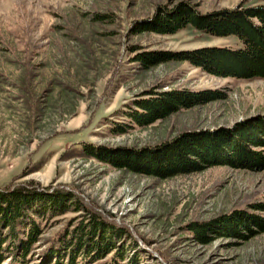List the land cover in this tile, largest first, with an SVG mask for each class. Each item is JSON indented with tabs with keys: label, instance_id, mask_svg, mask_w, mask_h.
I'll list each match as a JSON object with an SVG mask.
<instances>
[{
	"label": "rangeland",
	"instance_id": "obj_1",
	"mask_svg": "<svg viewBox=\"0 0 264 264\" xmlns=\"http://www.w3.org/2000/svg\"><path fill=\"white\" fill-rule=\"evenodd\" d=\"M183 5L208 14L264 0H0V187L34 182L81 198L80 210L56 217L44 238L87 222V210L126 228L133 240L122 237L124 257L113 262L112 252L94 264H130L134 250L136 264H264V164L242 159L160 177L84 151L144 155L166 150L159 146L184 132L231 133L264 120V78L217 77L189 62L141 69L136 58L143 53L241 47L235 35L213 37L192 25L171 35L135 32L162 8ZM182 89L220 97L112 133L136 99ZM238 213L249 230L224 225Z\"/></svg>",
	"mask_w": 264,
	"mask_h": 264
},
{
	"label": "trees",
	"instance_id": "obj_2",
	"mask_svg": "<svg viewBox=\"0 0 264 264\" xmlns=\"http://www.w3.org/2000/svg\"><path fill=\"white\" fill-rule=\"evenodd\" d=\"M189 25L213 37L235 35L241 47L207 46L173 53H143L136 58L141 69L148 70L168 62H189L217 77L239 80L264 78V5H241L208 14H199L189 5L175 10L162 8L156 18L137 25L135 32L171 35ZM131 49L136 51L137 47ZM145 95L147 97L136 99L120 114L121 121L113 122V134L125 133L132 127L148 126L181 109L220 97V93L215 91L184 89ZM173 142L159 146L168 147L166 150L150 151L144 155L133 151L109 153L95 146H87L84 151L88 156L118 169L160 177L196 172L242 159L250 164H264V152H253L245 146H264V120L231 133L223 130L197 134L184 132ZM31 183L0 187V264H94L112 252L113 262L124 257L126 250L120 243L123 236L133 240L130 232L91 210H87V222L82 220L72 230L67 226L44 238L55 218L80 210L82 200L73 192L64 189L50 192ZM240 215H233L224 225L231 228L237 225L249 230V225ZM192 230L198 239L206 240L205 230L198 227ZM227 231L237 233L232 229ZM131 243L132 249H136L137 242ZM139 258L140 252L134 250L128 263L136 264Z\"/></svg>",
	"mask_w": 264,
	"mask_h": 264
}]
</instances>
